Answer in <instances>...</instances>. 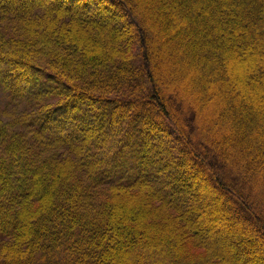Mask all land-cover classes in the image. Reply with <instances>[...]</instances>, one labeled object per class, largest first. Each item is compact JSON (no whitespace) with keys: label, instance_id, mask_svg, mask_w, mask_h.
I'll use <instances>...</instances> for the list:
<instances>
[{"label":"trees","instance_id":"obj_1","mask_svg":"<svg viewBox=\"0 0 264 264\" xmlns=\"http://www.w3.org/2000/svg\"><path fill=\"white\" fill-rule=\"evenodd\" d=\"M0 264H264V0H0Z\"/></svg>","mask_w":264,"mask_h":264}]
</instances>
